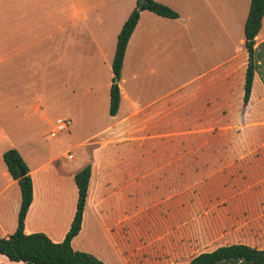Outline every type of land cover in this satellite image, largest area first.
I'll use <instances>...</instances> for the list:
<instances>
[{"label": "crops", "instance_id": "1", "mask_svg": "<svg viewBox=\"0 0 264 264\" xmlns=\"http://www.w3.org/2000/svg\"><path fill=\"white\" fill-rule=\"evenodd\" d=\"M154 1L174 10L177 17L139 12L124 48L115 114L107 113L103 124L81 141H76L74 127L58 137L57 144L66 136V143L77 148L75 156L64 151L67 165L59 167L56 154L40 151L38 131L48 126L44 135H56L48 133L54 120L61 118L57 105L66 104V92L77 88L90 92L94 86L100 97L94 93L91 99L82 98L83 104L94 107L100 101L104 104L103 98L106 102L103 88L108 99L116 34L135 0H0V237L14 230L20 199L18 185L1 159L9 148L19 153L31 180L23 231L42 232L54 242L63 238L74 212L73 174L89 164L80 228L70 246L83 250L78 239L86 213H91L107 235L114 264H125L118 260V233L134 232L144 220L137 218L156 217L151 223H161L166 230L174 221L167 217L181 216L184 210L195 214L200 199L223 205L243 198L253 187L257 188L251 194L264 199V131H251L257 136L252 143H232V131H225L228 120L264 121V10L253 38L249 98L242 106L247 62L242 26L249 0ZM175 21L181 25L177 33L173 28L160 31V25ZM233 36L240 47L231 52ZM161 50L187 51L188 70L195 72L179 79L170 70L160 77L159 69L166 65ZM101 69L108 70L105 82L97 85L86 80L88 73ZM55 108L59 111L54 115ZM69 115L76 122L74 114ZM78 115L80 120L90 113ZM234 133L239 137L242 132ZM234 210L223 209V213L242 216L255 209ZM45 211L51 216L57 211L48 224L42 220ZM252 228L229 243L264 249L260 243L264 225ZM3 257L6 260L1 257L0 264H26Z\"/></svg>", "mask_w": 264, "mask_h": 264}, {"label": "rangeland", "instance_id": "2", "mask_svg": "<svg viewBox=\"0 0 264 264\" xmlns=\"http://www.w3.org/2000/svg\"><path fill=\"white\" fill-rule=\"evenodd\" d=\"M172 23L175 24H171L170 26L165 24L160 25V31L168 32V29L173 28L177 33L178 30L176 29L178 27L181 28V25H179L180 22L175 21ZM230 45L231 52H233L235 48L240 47L237 36L232 37ZM179 51L180 50H177V52L171 54L170 52L161 50L166 65L160 67V77L164 74H168L170 70H175L179 79H184L190 72L192 74L195 72L194 69L188 70L190 67L187 65V61L190 58L188 57V52L186 51V53L181 54ZM107 72L108 70L101 69L99 73H88L86 80L88 82L92 81L91 83L98 85L105 82ZM72 75H74V73H72ZM93 94L100 97L99 92L96 91V87L94 86L91 87L90 92L77 88L71 94L66 92V104L57 105L62 112L58 116L63 119H69L71 124L68 128L70 127L71 129L74 127V131H77L78 135L76 136L79 138L76 140L77 142L81 141V138L88 132L99 128L100 125L103 124L104 118L107 117L106 109L108 99L105 88H103V97H106V102L103 98L104 104H102L101 101H98L99 103L94 105V107H92L93 105L88 107L87 103L83 104L82 98L91 99ZM58 111L59 110L55 108L53 114L55 115ZM81 112H88L90 115L87 116L86 119L78 120V113ZM69 113L74 114L77 123L75 120L72 121V119H70ZM227 122L230 123V125L226 127L225 131H232L229 134L231 139L230 142L232 143L235 141L246 143L256 142L257 136L251 131H264V121L262 120H228ZM48 129V126H41L38 131V140L41 147L40 151L44 155L52 151V154L57 155L59 167L63 164L67 165L64 151L66 150V153L75 156L77 148L70 147L73 143H66V136L64 142L56 143V139L65 135L67 129L56 133L52 138L44 135ZM215 130L220 131L217 126ZM234 131H240V133H242L237 137ZM53 144H56L54 149L51 148ZM75 160L76 158H74V161ZM251 193L252 192L247 191L243 198L227 200L223 202V206L221 207L218 206V203H213V205L211 201L206 203V200L200 199L201 205L198 206V210L195 214L185 213L186 211L184 210L181 216L167 217L174 221L167 225L168 229L166 230H164V226L161 223H151L156 217L137 218H144L141 223L144 221L146 222L144 224H138V228L136 225V230L134 232L120 230L118 233L120 244L118 260L122 258L125 264H166L173 261H184L200 251L211 249L219 244L239 240L242 231L248 233V230L251 231V229H253V225H264V199L256 198L257 196ZM186 202L187 201L184 200V207L188 208V206L185 205ZM237 208L246 211L250 210V208H254L255 210L242 216L225 215L223 213V209L227 211L228 209L234 210ZM46 211L42 216L43 224L50 223L56 217L57 213L56 211L54 216H51L47 214ZM141 228H145L147 232H140ZM151 229H155L156 232L150 233ZM257 229L262 230L263 228ZM255 235L258 236L257 232ZM78 242L80 249L83 248V250H85L84 252L92 255L94 253L96 256H100L104 259L106 264L115 263V256H111L109 247L107 246V235L103 229L96 224L94 215L91 213H86L84 229ZM260 243L264 244V238ZM1 257L5 259L0 255V258Z\"/></svg>", "mask_w": 264, "mask_h": 264}, {"label": "trees", "instance_id": "3", "mask_svg": "<svg viewBox=\"0 0 264 264\" xmlns=\"http://www.w3.org/2000/svg\"><path fill=\"white\" fill-rule=\"evenodd\" d=\"M141 10H147L157 16L176 18L177 13L168 6L154 0H143L140 4L135 0L134 5L122 22L115 38V46L110 62V84L108 88V115L115 114L119 91L117 82L120 77L122 57L126 42L136 24ZM264 10V0H249L248 10L243 22V45L247 53L244 70L241 104L244 106L249 98L252 77L254 73L253 38L260 26V19ZM2 162L9 176L16 181L19 189V206L16 214L14 230L6 237H0V255L10 261H21L26 264H104L90 253L74 250L70 240L77 234L82 211L86 199V189L90 174L89 164L84 165L73 174L76 187V201L72 218L63 238L54 242L42 232L25 233L23 220L31 201V180L28 168L19 153L9 148L1 153ZM254 188L248 190L253 192ZM218 206H223L220 203ZM227 260H246L254 264H264V249H256L243 243L220 244L209 250L200 251L183 262H169L166 264H216Z\"/></svg>", "mask_w": 264, "mask_h": 264}, {"label": "built area", "instance_id": "4", "mask_svg": "<svg viewBox=\"0 0 264 264\" xmlns=\"http://www.w3.org/2000/svg\"><path fill=\"white\" fill-rule=\"evenodd\" d=\"M69 126V120L68 119H63V118H56L54 120L52 128L49 130V136L52 137L56 133L66 130ZM70 155H67V158H69Z\"/></svg>", "mask_w": 264, "mask_h": 264}, {"label": "water", "instance_id": "5", "mask_svg": "<svg viewBox=\"0 0 264 264\" xmlns=\"http://www.w3.org/2000/svg\"><path fill=\"white\" fill-rule=\"evenodd\" d=\"M143 0H138V3L140 4Z\"/></svg>", "mask_w": 264, "mask_h": 264}]
</instances>
